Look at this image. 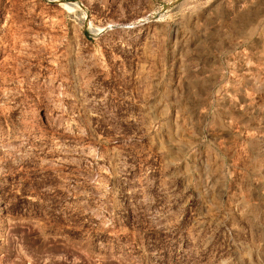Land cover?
Instances as JSON below:
<instances>
[{"label":"rangeland","instance_id":"1","mask_svg":"<svg viewBox=\"0 0 264 264\" xmlns=\"http://www.w3.org/2000/svg\"><path fill=\"white\" fill-rule=\"evenodd\" d=\"M0 264H264V0H0Z\"/></svg>","mask_w":264,"mask_h":264},{"label":"bare ground","instance_id":"2","mask_svg":"<svg viewBox=\"0 0 264 264\" xmlns=\"http://www.w3.org/2000/svg\"><path fill=\"white\" fill-rule=\"evenodd\" d=\"M230 101V100H229ZM13 148V147H12Z\"/></svg>","mask_w":264,"mask_h":264}]
</instances>
